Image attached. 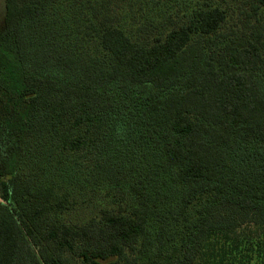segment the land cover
Masks as SVG:
<instances>
[{"label":"trees","instance_id":"trees-1","mask_svg":"<svg viewBox=\"0 0 264 264\" xmlns=\"http://www.w3.org/2000/svg\"><path fill=\"white\" fill-rule=\"evenodd\" d=\"M3 2L0 264L261 256L264 0Z\"/></svg>","mask_w":264,"mask_h":264},{"label":"rangeland","instance_id":"rangeland-1","mask_svg":"<svg viewBox=\"0 0 264 264\" xmlns=\"http://www.w3.org/2000/svg\"><path fill=\"white\" fill-rule=\"evenodd\" d=\"M3 17H4V2H3V0H0V32H1L2 27H3ZM85 213L86 212H84V214ZM244 235H248L247 238H244ZM242 238H243V240L241 241V245L249 246L250 244L247 241V239L249 238L248 230H245ZM248 240L251 241V243L254 245L260 244V246L262 247V250H263L262 252L259 253L261 256L256 257L254 255V253L250 254L251 255V259H250L251 261L248 264H264V245H262V243H264V235H260L259 237H253V238L248 239ZM234 255L235 254L231 255V257H233Z\"/></svg>","mask_w":264,"mask_h":264}]
</instances>
